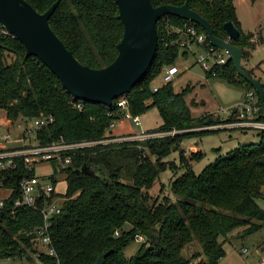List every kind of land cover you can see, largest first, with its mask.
Segmentation results:
<instances>
[{"label":"trees","instance_id":"trees-1","mask_svg":"<svg viewBox=\"0 0 264 264\" xmlns=\"http://www.w3.org/2000/svg\"><path fill=\"white\" fill-rule=\"evenodd\" d=\"M25 1L39 13L58 1L48 18L50 28L82 64L100 68L116 57L123 26L115 0ZM150 1L153 6L187 2L191 10L209 21L214 35L224 40V22L231 21L240 32L231 42L243 48L244 59L264 42L259 29L242 30L234 0ZM184 23L194 24L205 33L200 25L180 16L167 14L159 18L156 54L144 75L123 95L131 115L140 116L150 106L158 110L162 123L147 132L177 133L97 144L72 153L70 163L59 168L67 182L66 200L50 218L55 255L40 253L42 264H94L100 257L103 264H217L225 255L224 244L231 231L244 227L246 235L262 229L264 207L257 200L264 198V130L257 133L256 143L228 150L195 173L190 161L200 158L202 152L191 153L188 162L182 141L217 131L199 128L233 117L223 120L213 113L194 116L185 97L190 86L176 92L172 82H168L153 90L152 81L166 67L176 66L179 58L188 55L178 45L182 32L174 30ZM243 68L254 77L252 70ZM213 71L214 75L205 72V77H217L244 91L253 90L237 74L230 59ZM255 95L257 119L264 120L259 96ZM116 100L107 106L74 98L37 57H26L25 47L17 37L0 34V109L11 126L22 120L51 116L53 120L35 132L40 145L59 139L76 142L110 138L111 125L123 116ZM173 151L179 153V166L165 159ZM50 164L56 173V161L51 160ZM84 165L89 172L81 171ZM168 167L173 171L168 186L174 198L167 194L153 196L151 188ZM179 167L182 171L177 174ZM33 173L34 168L29 170L19 161L16 169L0 171V179L13 189L0 208V258H21L36 264L34 255L39 249L34 230L43 223V216L35 209L14 207L19 179ZM138 236L143 240L135 254L125 257V245ZM193 243L199 244L200 249L190 256L183 255V248ZM107 251L111 252L103 256Z\"/></svg>","mask_w":264,"mask_h":264},{"label":"water","instance_id":"water-1","mask_svg":"<svg viewBox=\"0 0 264 264\" xmlns=\"http://www.w3.org/2000/svg\"><path fill=\"white\" fill-rule=\"evenodd\" d=\"M115 1L123 35L116 44V57L110 64L100 68H91L78 61L50 28L48 18L58 1L53 2L45 12L39 13L25 0H0V25L21 41L26 57H37L74 98L110 106L115 98L128 93L151 64L157 51L156 24L159 18L167 14L180 16L200 25L213 46L227 51L237 74L247 80L259 96L264 117V86L244 70L241 63L243 48L231 42L238 38L240 32L231 21L224 22L223 28L227 34L224 40L214 35L209 21L191 10L187 2L175 6H153L150 0ZM81 171L90 170L84 165ZM103 263L102 257L94 262Z\"/></svg>","mask_w":264,"mask_h":264},{"label":"rangeland","instance_id":"rangeland-1","mask_svg":"<svg viewBox=\"0 0 264 264\" xmlns=\"http://www.w3.org/2000/svg\"><path fill=\"white\" fill-rule=\"evenodd\" d=\"M235 13L239 20L242 22V30L244 32H254L258 24H261L258 29L261 35L264 37V0H234ZM257 29V30H258ZM264 43V42H263ZM256 50L251 51L248 59L242 58V65L247 69L252 70L254 77L264 84V45H256ZM183 59H178L177 64L181 69L177 77L174 78L173 88L177 92L186 86H190V90L186 93V99L189 103L191 113L194 116H202L206 113L218 112L221 116H225L227 110L231 107L240 105L244 98L247 89L239 86L229 84L228 82L219 79L217 77H205V70L200 64L194 61V56L188 55ZM193 63V65H192ZM191 67H188L189 65ZM161 74L158 75L152 82L153 84H161ZM201 81V82H200ZM257 97V96H256ZM258 103V97H257ZM214 114V113H213ZM5 121L4 111L0 109V122ZM140 125H136L131 119H125L123 121H115L113 127L108 132L111 134H126L130 132L142 133L146 129L157 128L162 119L155 106L148 107L145 112L140 114ZM224 125V124H223ZM0 126H2L0 124ZM217 131H212L208 134L196 135L195 137L185 138L181 146L184 148L185 157L188 160L191 153L202 152V156L195 159L192 162V169L195 173L200 172L206 165L212 163V161L219 155H224L228 150L235 147L247 144L256 143L258 141L257 132L249 130L247 133L242 132L238 128L224 127L215 128ZM17 130V128H15ZM13 130L12 132H15ZM192 143V144H191ZM199 148H196V145ZM166 160L173 161L179 166V153L178 151L171 152L165 158ZM189 162V160H188ZM182 169L179 167L177 174ZM36 174L38 176H46L53 174V168L50 163L40 162L37 165ZM173 175V171L168 167L159 174V180L151 188L150 193L153 196L160 195H173L169 191L168 182ZM55 178V188L59 193L66 191L67 182H65V175L58 170L53 174ZM261 191L264 193V186ZM8 191L5 189L0 190V198L7 196ZM259 206L264 207V198L257 200ZM244 227H239L230 232L227 236L224 249L225 255L220 258L217 264H257L260 253L264 250V224L262 229L243 234ZM143 240V239H142ZM141 239L132 240V242L125 245L123 253L125 257L129 258L135 254L139 247ZM200 249L199 244L193 243L183 248L182 254L190 256L193 252H197ZM242 249H246L247 252L243 253ZM259 252V253H258ZM202 257L200 256V259ZM199 259V257H198ZM196 259V262L198 261ZM0 264H30L25 259H13V258H0Z\"/></svg>","mask_w":264,"mask_h":264},{"label":"built area","instance_id":"built-area-1","mask_svg":"<svg viewBox=\"0 0 264 264\" xmlns=\"http://www.w3.org/2000/svg\"><path fill=\"white\" fill-rule=\"evenodd\" d=\"M174 30L182 32L183 34L181 40L178 41V45L181 49L187 50L190 54H193L195 62L200 64L205 72L211 71V75H214L215 72L213 69L216 66L223 65L228 59L227 51L213 46L207 40L206 33L199 32L194 24L184 23L182 27H176ZM0 34L10 35L2 25H0ZM179 71L180 69L178 66L166 67L161 73V84H153V90H158L161 85L168 82H174V78ZM244 96L245 98L240 105L231 107L227 110L226 113H228V117H233L230 121L199 129L211 130L215 128L231 127L242 130L243 128L254 129L258 132L264 130V120L257 119L258 105L255 92L253 90H247ZM115 99H117V106L122 110L123 116L121 120L131 119L135 124H139V116L131 115L127 109V99H125L123 95ZM52 120L53 118L51 116H48V118H34L28 122L22 120L14 126H11L6 118L5 121L0 122L2 125L0 126V171L16 169L18 161L22 163L23 167L29 170L34 168L32 176L28 177L24 175L19 179V194L14 200V207L25 206L33 210L35 209L43 216V223L34 230V242L39 249L34 255L36 264H42V261L39 259L40 253H44L48 256L55 255V249L50 239V218L60 211L62 203L66 200V198H64L65 192L61 194L56 191V180L54 176L52 177V175L55 174L54 169L53 174H49L48 177L38 176L36 174L38 163H50L51 160H55L58 171L60 170L59 168H65V165L71 161V154L77 150H81V148L92 147L97 144L113 143L114 141L130 139L145 140L148 137H162L163 135H174L177 133V131H146L139 134H131L130 136H108L110 138L97 139V141L83 139L81 141L69 142L59 139L47 145H40L35 132L39 127ZM15 128H17V130H15ZM13 130H15V132H12ZM1 189L8 191V194L0 198V208L4 204V199L13 192L12 187L6 186L0 179V190ZM137 239L142 240V237L138 236ZM242 252L246 253L247 250L242 249ZM260 254L257 264H264V250Z\"/></svg>","mask_w":264,"mask_h":264},{"label":"crops","instance_id":"crops-1","mask_svg":"<svg viewBox=\"0 0 264 264\" xmlns=\"http://www.w3.org/2000/svg\"><path fill=\"white\" fill-rule=\"evenodd\" d=\"M237 18H238V16H237ZM238 20H239V18H238ZM239 22H240V26L242 27V22L239 20ZM261 24H258L257 25V28L256 29H254L255 31L254 32H257V29H258V27L260 26ZM259 45V44H258ZM261 45H264V43H261ZM256 48H257V46H256ZM253 50H256V49H253ZM252 50V51H253ZM190 56H194L193 54H190ZM183 59H186V58H183ZM194 61H195V58H194ZM192 65H193V63H192ZM191 64L188 66V67H191L192 66ZM176 66H178V65H176ZM179 67V66H178ZM180 69V68H179ZM181 70V69H180ZM180 72H178L177 73V75L179 74ZM177 75H176V77H177ZM201 82V81H200ZM214 114H217L218 116H220V119H223V120H226L227 118H228V113L225 115V116H221L220 115V113H218V112H213ZM125 120V119H124ZM121 121H123V120H121ZM133 122V121H132ZM140 116H139V124H136V125H140ZM134 123V122H133ZM135 124V123H134ZM114 125V124H113ZM113 125L111 126V127H113ZM110 127V128H111ZM154 129V128H153ZM231 129H233V128H231ZM146 130H152V129H146ZM146 130L144 131V132H146ZM242 132H245V133H247L249 130H253V131H255V132H257L258 133V131H256V130H254V129H247V128H243V130L242 129H240ZM131 134H139V133H134V132H130ZM130 133H126V134H115V133H113V134H111L110 132L108 133V135H110V136H122V135H127V134H130ZM192 144V143H191ZM196 145V148H199V146H197V144H195ZM200 149V148H199Z\"/></svg>","mask_w":264,"mask_h":264}]
</instances>
